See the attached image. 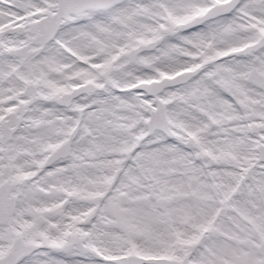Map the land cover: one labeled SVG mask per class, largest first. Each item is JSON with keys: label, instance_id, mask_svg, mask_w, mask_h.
Returning <instances> with one entry per match:
<instances>
[{"label": "snow or ice", "instance_id": "obj_1", "mask_svg": "<svg viewBox=\"0 0 264 264\" xmlns=\"http://www.w3.org/2000/svg\"><path fill=\"white\" fill-rule=\"evenodd\" d=\"M0 264H264V0H0Z\"/></svg>", "mask_w": 264, "mask_h": 264}]
</instances>
